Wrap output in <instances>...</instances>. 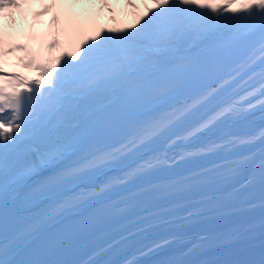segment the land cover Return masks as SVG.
<instances>
[{
  "label": "snow or ice",
  "instance_id": "obj_1",
  "mask_svg": "<svg viewBox=\"0 0 264 264\" xmlns=\"http://www.w3.org/2000/svg\"><path fill=\"white\" fill-rule=\"evenodd\" d=\"M31 2L0 0V21ZM80 2L40 0L33 15L51 11L55 28L38 49L12 42L0 23V264H57L18 258V242L45 231L53 237L63 235L101 210V198L112 190V182L78 183L86 172L146 149L139 162L123 172L120 183H130L169 161L189 158L179 153L170 157L152 147L165 136L169 143L183 144L185 152L202 153L234 150L264 139V129L258 137L215 135L220 126L244 119L252 106L245 109L229 102L214 87L218 68L238 64L251 70L259 53L264 93V0H152L151 5L143 4L134 23L101 25L94 31L85 30L83 14L68 11L62 27L54 10ZM101 7L114 10L108 0H102ZM123 7L135 12L141 5L124 0ZM14 51L23 53L16 57L18 65L34 75L9 70L6 57ZM174 88L191 91L182 102L164 103L157 112L135 120L117 147L71 159L78 151L75 141L99 115L103 97L122 99L144 91L165 94ZM201 138L203 143H193ZM251 160L248 154L236 163L248 173L249 183L258 181L264 189V158L258 175L247 167ZM28 182L29 198L38 201L36 210L22 230L8 233L9 193ZM237 235L229 232L225 238ZM163 264L184 262L172 259ZM244 264H264V251Z\"/></svg>",
  "mask_w": 264,
  "mask_h": 264
},
{
  "label": "bare ground",
  "instance_id": "obj_2",
  "mask_svg": "<svg viewBox=\"0 0 264 264\" xmlns=\"http://www.w3.org/2000/svg\"><path fill=\"white\" fill-rule=\"evenodd\" d=\"M92 1L90 9H88V24L91 25L92 30L94 31L95 28H97V24L95 21V18L92 16L91 11H93V7L98 6V10H100L102 0H90ZM138 1V0H135ZM142 1V0H141ZM140 1V2H141ZM40 0H35V6L38 8ZM47 2V0H45ZM138 1V3H140ZM108 3H111V1L108 0ZM151 5L152 0H143V4ZM100 5V7H99ZM35 8V11H36ZM102 8V7H101ZM65 11L69 10L68 7H64ZM34 11V12H35ZM14 17H15V25L12 24V17L9 16L7 21H0V23H3L4 27L6 24H10V28H6L5 30L11 34V40L12 42H16L15 39L19 42L20 39H27L26 34H22L24 30V24H28L29 20L24 16L22 11H16L13 10ZM31 16L34 18V25L39 23L40 25L44 26V28H47V20H48V13L44 14L40 17H35L33 14ZM20 17V19H19ZM19 19L20 21H17ZM22 35V38L21 36ZM18 37V38H15ZM15 40V41H14ZM260 62H259V53L256 54V62L255 67L249 70V67L247 66H239L238 64H229L224 65L218 68L215 71V78H216V84L214 85L215 88H217L220 93L221 97L229 102L232 103H238L245 109H247L249 106L251 107V110L247 112V115L244 117V119L235 121V122H229L227 124H224L220 126L219 130L215 131L216 136H227L229 134H233V131L235 128H237L239 125L248 122L250 120H256L259 118H264V93L260 91L261 87V81L256 83L259 79V70H260ZM184 89V88H183ZM180 89H172L170 92L175 93L174 95L170 96V99L172 100L169 102V104H174L176 102H182L183 99L189 94L191 91V88H186L187 90ZM149 94L150 92L144 91L136 93L138 94V98L134 101L127 100L128 98H131V95L122 98V99H116L115 100H121L118 103H115L114 112H118L117 114H114L110 117L109 115L102 116L104 117V123L103 126L106 128H111L106 130L103 136L105 137L103 142H97L96 140H99L101 137L97 138L94 137L92 141H89L82 149L76 152L75 156H72V160H78L83 159L87 157L90 153L105 150L112 147H117L120 143L124 141L125 138H127L129 132L131 131L133 127V123L135 120L140 118L142 115H135L140 113L147 105H148V99L143 98L144 94ZM134 95V98L136 97ZM127 100V101H126ZM104 101L99 103V106ZM167 102V100L165 101ZM145 114V113H144ZM163 113H161L162 115ZM135 115V116H134ZM133 116V118H130ZM118 126V127H117ZM117 127V128H116ZM116 128V129H115ZM102 126H97L96 128L88 126L87 129L83 130L80 134V136L77 138L75 143H78L79 141L85 142L86 140L91 139L90 137H93L94 134L97 131H101ZM115 129V130H114ZM263 129V127L258 128L256 131L252 133H241L240 136H247V135H254L256 137L259 136L260 131ZM114 130V131H113ZM113 131V132H112ZM112 132V136L108 137L107 135ZM87 137V138H85ZM204 138H201L199 141H193L194 144L203 143ZM264 139H255L253 143L249 145L243 146V148H251L258 143L262 142ZM160 144H164L162 148H159ZM152 147L158 151L161 152H167L170 157H175L176 154H182V155H191L188 156V159L183 160H172L166 163L165 166L155 170V171H167L170 169H175L179 167H186L188 165H193L197 162L203 161L207 159L208 157H213V155H227L234 150H225L221 149L219 152L214 153H199L200 151H193L189 150L187 152L184 151V145L180 143H169V140L165 137H161L158 140H156ZM158 147V148H157ZM144 151H147L146 149H141L139 152H133L130 155H125L123 157L117 158L115 161L108 162L103 166L99 167V170L97 171H89L84 173L78 183H85V184H92L95 185L100 182H104L105 184L111 183L112 190L108 192L105 196H103L101 199L105 198L107 195H111L114 193H118L121 190L128 188L130 185L129 183H120V180L123 178V172L127 170V168L130 165H136L139 162V157L143 155ZM191 153V154H190ZM199 153V154H198ZM197 154V155H195ZM194 156V157H193ZM153 173L149 172L147 174L141 175L139 178L132 180L134 181H141V178L145 176H149ZM31 182H28V185L24 186L19 191L13 193H9V199H8V212H7V218H9L12 214H14L17 210L21 209L24 206L30 205L37 200L30 199L29 198V191L30 187L29 185ZM176 235L168 238L164 242H160L158 244H155L151 246L148 249L142 250V252H138L135 255H133L131 258H129L126 262L119 263V264H134L135 262H138L139 260L143 259L145 256L150 254L153 250L163 248L168 245H172L176 242L186 241L187 237L182 238H175ZM24 239V238H23ZM22 242V239L18 242Z\"/></svg>",
  "mask_w": 264,
  "mask_h": 264
},
{
  "label": "rangeland",
  "instance_id": "obj_3",
  "mask_svg": "<svg viewBox=\"0 0 264 264\" xmlns=\"http://www.w3.org/2000/svg\"><path fill=\"white\" fill-rule=\"evenodd\" d=\"M139 2L141 0H138ZM138 1H135L137 4H140L141 7H139L138 9L132 10V9H128L123 7L124 5V0H111V4L113 7V12H109L107 10V8H101L100 5V10H98V8L96 7V10L91 11V14L94 15L96 24L98 26H101V24H103L104 26L108 27V26H116V27H123L126 26L128 24H132L135 22V18H136V14L142 13L144 11V7H143V0L138 3ZM92 1L90 0H81L80 3L78 4H74L71 5V7H68V11H71L73 13H77V14H83V16L81 17L82 22L85 26V30L86 31H91L89 30V24H88V9H90ZM34 5L26 6L24 9L22 10L24 16L29 20L28 24H24V30L22 32V34H27L29 37L28 40V46L33 48V49H38L40 46V43L43 40H46L47 38H49V36L51 35V33L54 31L52 29L55 28L54 23L51 20V16H52V12L49 13V19H48V25L47 28L45 29L42 25H40L39 23H37L36 25H34V18L29 17V13L28 11H30V9L33 8ZM62 8V7H60ZM67 10L65 11L68 12ZM10 15L6 14L4 19H7ZM11 16H14V13H12ZM115 16V19H112L111 17ZM20 19V17H19ZM19 19H17V21H20ZM7 21V20H4ZM65 21H66V25H67V17L65 15ZM5 27L6 28H10V24H6L5 23ZM52 30V31H50ZM16 38V36H15ZM16 40V39H15ZM14 40V41H15ZM19 43H24L26 44V40L23 41H19ZM23 55L22 52H18V51H14L13 53L9 54L6 59L8 61V68L9 70H15V71H20L26 75H34V73H32L30 70L28 69H24L21 68L17 61H16V57Z\"/></svg>",
  "mask_w": 264,
  "mask_h": 264
}]
</instances>
